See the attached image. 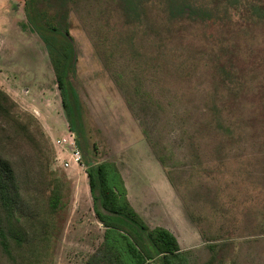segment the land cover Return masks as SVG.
Here are the masks:
<instances>
[{
  "label": "rangeland",
  "instance_id": "obj_1",
  "mask_svg": "<svg viewBox=\"0 0 264 264\" xmlns=\"http://www.w3.org/2000/svg\"><path fill=\"white\" fill-rule=\"evenodd\" d=\"M36 30L70 49L69 117ZM0 90L26 233L0 264H86L104 162L191 264H264V0H0Z\"/></svg>",
  "mask_w": 264,
  "mask_h": 264
},
{
  "label": "trees",
  "instance_id": "obj_2",
  "mask_svg": "<svg viewBox=\"0 0 264 264\" xmlns=\"http://www.w3.org/2000/svg\"><path fill=\"white\" fill-rule=\"evenodd\" d=\"M29 21L34 27L30 18ZM36 31L45 45L61 104L69 117L70 106L75 111L78 109L76 94L71 87L67 88L65 81L67 71L72 68L70 49H56L50 37ZM64 36L68 38L66 29ZM13 106L15 104L11 99L0 90V116L19 124L17 119L14 121L17 116ZM68 123L70 128L74 127L70 120ZM85 166L94 212L104 227L102 241L88 257L86 264H146L148 261L153 264H191L188 254L180 250L178 241L169 230L162 227L148 228L134 211L128 202L121 175L113 163ZM20 201V188L14 168L0 154V252L8 258L12 257L13 247L20 248L26 240V233L21 227Z\"/></svg>",
  "mask_w": 264,
  "mask_h": 264
},
{
  "label": "built area",
  "instance_id": "obj_3",
  "mask_svg": "<svg viewBox=\"0 0 264 264\" xmlns=\"http://www.w3.org/2000/svg\"><path fill=\"white\" fill-rule=\"evenodd\" d=\"M68 146L70 147L69 159L64 161V163H63L64 167H69L71 163L78 164V162L80 161V158H81L80 152L78 151V149H76L74 147L73 142H70L68 144Z\"/></svg>",
  "mask_w": 264,
  "mask_h": 264
}]
</instances>
